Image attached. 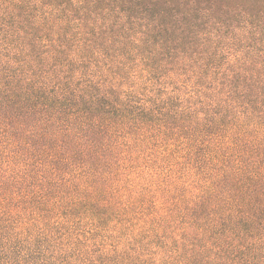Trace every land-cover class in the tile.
<instances>
[{"label":"trees","instance_id":"obj_1","mask_svg":"<svg viewBox=\"0 0 264 264\" xmlns=\"http://www.w3.org/2000/svg\"><path fill=\"white\" fill-rule=\"evenodd\" d=\"M0 264H264V0H0Z\"/></svg>","mask_w":264,"mask_h":264}]
</instances>
